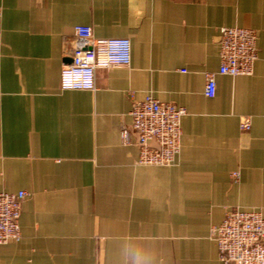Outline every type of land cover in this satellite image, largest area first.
<instances>
[{
  "label": "crops",
  "instance_id": "1",
  "mask_svg": "<svg viewBox=\"0 0 264 264\" xmlns=\"http://www.w3.org/2000/svg\"><path fill=\"white\" fill-rule=\"evenodd\" d=\"M77 25L131 40L92 91L60 85ZM224 26L255 29L258 59L208 97ZM148 93L187 111L176 165H139L122 141ZM20 189L0 264H225L211 227L230 207L264 214V0H0V190Z\"/></svg>",
  "mask_w": 264,
  "mask_h": 264
},
{
  "label": "built area",
  "instance_id": "2",
  "mask_svg": "<svg viewBox=\"0 0 264 264\" xmlns=\"http://www.w3.org/2000/svg\"><path fill=\"white\" fill-rule=\"evenodd\" d=\"M75 34L83 41L71 61L64 65L60 85L63 89L95 90L99 68L125 67L131 64L132 45L128 37H94L88 25H77ZM258 33L243 26H224L220 29V67L206 73L205 94L214 97L217 91L216 74L232 77L251 75L258 59ZM185 71V70H184ZM186 109L164 102L148 93L133 103L131 125H123L124 144L139 147L137 164L172 166L178 163L182 141V118ZM240 129H251L248 117ZM234 181L240 172L231 174ZM31 193L25 189L15 192L0 190V244L22 238L20 218L23 203ZM210 237L218 245L219 258L225 264H264V214L258 209L230 207L223 221L211 227Z\"/></svg>",
  "mask_w": 264,
  "mask_h": 264
}]
</instances>
